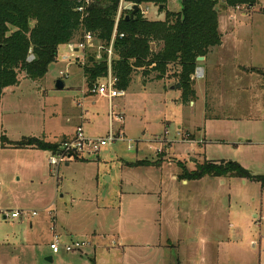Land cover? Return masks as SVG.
Listing matches in <instances>:
<instances>
[{"label":"rangeland","instance_id":"rangeland-1","mask_svg":"<svg viewBox=\"0 0 264 264\" xmlns=\"http://www.w3.org/2000/svg\"><path fill=\"white\" fill-rule=\"evenodd\" d=\"M140 7H148V20H163L180 10V0H168L161 12ZM217 10L219 67L211 63L198 68L202 76L194 74V107L181 104L180 89H168L175 86L170 72L169 81L155 82V73L137 70L124 95L112 101L122 121L113 117L110 124L107 99L91 93L82 72L89 56L106 52L102 42L74 57L60 46L41 80L21 73L19 85L6 89L0 101V264H264L260 183L178 178L182 168L221 161L264 176V77L258 74L264 73V0L234 9L220 2ZM57 80L62 91L55 90ZM205 81L208 107L221 120L204 116ZM80 125L95 140L109 131L119 137L78 155L86 162L72 159L55 169L49 153L5 146L28 137L54 141ZM12 211L23 214L12 220ZM54 233L62 243L87 246L54 255Z\"/></svg>","mask_w":264,"mask_h":264},{"label":"trees","instance_id":"trees-1","mask_svg":"<svg viewBox=\"0 0 264 264\" xmlns=\"http://www.w3.org/2000/svg\"><path fill=\"white\" fill-rule=\"evenodd\" d=\"M123 1L132 6H156L160 12L168 2ZM220 2L234 9L251 8L257 0H180L179 11L166 12L163 20L154 21L139 11L125 20L132 12L126 11L119 20L113 44L111 74L116 80V89L126 91L137 70H142L143 76L155 73V82L169 81L170 72L174 85H180L181 104L193 102V77L200 67L197 58H205L212 48L221 45L217 10ZM118 5L119 0H93L81 14L77 9L84 6V0H0V101L5 89L19 85L21 73L33 82L41 80L49 65L56 61L58 48L74 40L81 42L84 34L100 40L106 49ZM152 43L156 45L155 50ZM102 53L100 60L89 56L82 67L89 88L107 75V54ZM258 74L264 77V73ZM63 142L49 143L28 137L19 142L7 141L5 146L56 154ZM204 177L248 179L260 183L264 189V176L252 175L236 162H204L189 172L182 168L178 178L195 181Z\"/></svg>","mask_w":264,"mask_h":264},{"label":"built area","instance_id":"built-area-1","mask_svg":"<svg viewBox=\"0 0 264 264\" xmlns=\"http://www.w3.org/2000/svg\"><path fill=\"white\" fill-rule=\"evenodd\" d=\"M93 2V0H84V6L77 9V12L83 14L86 8ZM141 6V5H140ZM138 7V11L140 12V15L145 17L147 15L148 7H146L145 10L142 9V7ZM149 6V5H148ZM151 6V5H150ZM153 7V6H151ZM133 6L129 4H125L123 0H119V5L115 14L114 19V26H113V32L110 39L109 46L105 49L104 46H100L102 50H105L107 54V75L106 77L100 79L97 81L96 85L92 87L91 93H94L100 97H103L108 100V102L111 103L116 98H121L124 95L123 91H119L116 89L115 84L116 80L112 77L111 74V62L113 59V44L117 36V29H118V23L121 19L122 15L125 14L126 11H132ZM119 37L122 38L123 34H119ZM101 43L100 40L93 38L89 33L84 34L81 42H69L66 46L68 50L72 53V57L75 56V54H85V50L87 48H91V46L95 43ZM96 60L101 59V55H95ZM83 56H77V58H82ZM30 60L32 57L29 58ZM198 77L202 76V72L200 69H197L195 73ZM112 106L109 107V119L110 124L113 122V117H115L116 122L122 121L121 115H115L111 111ZM119 137V136H118ZM118 137H115L113 133L110 131L108 132V135L104 138L100 139H92L89 137H86L83 133L82 127H77L75 129L74 137L68 141H64L60 144L59 151L56 154L49 153L48 157V165L55 168H58L61 164L68 162L70 159L74 158L75 156L79 157L78 155H84V154H92L96 153L100 150V148H104L110 144H112L115 139ZM22 211H13L10 212L9 218L12 220L18 219L22 215ZM54 230V227H53ZM87 246V243L75 241L71 242L70 244L62 243L59 236L54 233L52 240L49 243V249L52 254H58L61 251H64L66 253L70 252H81L85 247Z\"/></svg>","mask_w":264,"mask_h":264},{"label":"crops","instance_id":"crops-1","mask_svg":"<svg viewBox=\"0 0 264 264\" xmlns=\"http://www.w3.org/2000/svg\"><path fill=\"white\" fill-rule=\"evenodd\" d=\"M218 22H219V32H220V34H221V36H222V31H221V29H220V25H221V23H220V21L218 20ZM222 38L223 37H221V45L220 46H218V47H215V48H212L211 50H210V52H209V54L204 58V61L203 62H200V63H202L203 65L202 66H200L199 68H203V67H206L207 69H209V67H210V65H211V63L213 64V66H212V69H217L219 66H218V63L216 62L217 60V58H219V52H220V50H221V48H222V45H223V42H222ZM204 70V69H203ZM203 73H204V71H203ZM210 73H212V72H210ZM206 75V74H205ZM207 75H208V73H207ZM207 77V76H206ZM205 77V78H206ZM196 81V80H195ZM195 81H194V83H195ZM171 86L169 85V87H168V89L170 88ZM202 87H203V90H204V95H203V105H204V110H205V113H204V116H205V118H206V120H221L222 119V117L218 114V115H213L212 114V109L211 108H209L208 107V97H209V92H208V86H207V84H206V81L205 82H202ZM7 89H10V88H7ZM64 89V88H63ZM194 90H195V100L197 99V97H196V89H195V85H194ZM5 91H6V89L3 91V95H4V93H5ZM211 94V93H210ZM3 95H2V98H3ZM98 96V95H97ZM100 97V96H99ZM101 98H103V97H101ZM105 99V98H104ZM195 100L193 101V102H190L188 105H186V106H189L190 108L191 107H194V105H195ZM108 101V100H107ZM53 106H56L55 104H52ZM110 105L112 106V101H111V103L110 102H108V108L110 107ZM113 107V106H112ZM218 107H219V105H218ZM217 109V108H216ZM80 118H83V115L81 114V116H80ZM67 120H69L70 122H71V119L69 118V119H67ZM78 127H81V125L80 126H78ZM74 133H75V129H73V130H70L69 132H67V133H59V134H57V136L55 137V139L56 140H54V141H46V142H49V143H59L58 142V139H60V138H62V140H64L63 138H65V141H68V140H70V139H72L73 137H74ZM44 139V138H43ZM45 141V140H44ZM34 150H38V149H34ZM41 151V150H40ZM44 152V151H43ZM45 153H48V152H45ZM82 157H79V158H72V159H74V161H82V162H86V160L83 158V159H81ZM72 159H70V160H72ZM70 160L68 161V162H70ZM68 162H66L65 163V165L66 166H68ZM173 179H176V177L175 176H173ZM183 183H186V181H183ZM13 212V211H12ZM4 218H6V216H4ZM54 230H55V228H54ZM55 232V231H54ZM72 242V241H71ZM59 254V253H58ZM72 254H75V253H72ZM56 255V254H55ZM75 255H77V254H75ZM50 258V257H49ZM100 262H102L101 260H100Z\"/></svg>","mask_w":264,"mask_h":264},{"label":"water","instance_id":"water-1","mask_svg":"<svg viewBox=\"0 0 264 264\" xmlns=\"http://www.w3.org/2000/svg\"><path fill=\"white\" fill-rule=\"evenodd\" d=\"M162 7H163V6H161L160 9H161ZM137 11H138V7H137V6H133L131 14H130L129 16H126V17H125V20H128V19L132 18V17L134 16V14L137 13ZM203 61H204V58H203V57H199V58H197V62L200 63V62H203ZM93 84H94V81H91V82H90V85H93ZM63 88H64V83H63L61 80H57L56 83H55V90H57V91H62ZM170 89H171V90H174V89H178V90H179V89H180V85L177 84V85H175V86H171ZM47 260H48L49 262H51V258H48Z\"/></svg>","mask_w":264,"mask_h":264}]
</instances>
